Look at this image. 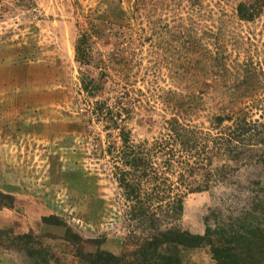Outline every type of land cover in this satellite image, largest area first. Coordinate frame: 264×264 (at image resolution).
<instances>
[{"label": "rangeland", "instance_id": "1", "mask_svg": "<svg viewBox=\"0 0 264 264\" xmlns=\"http://www.w3.org/2000/svg\"><path fill=\"white\" fill-rule=\"evenodd\" d=\"M260 2L0 0V192L14 199L0 209V229L52 235L44 243L61 264H84L79 251L130 249L116 180L120 130L133 143L152 141L176 119L213 135L214 117L230 114L242 97L250 99L249 118L264 123V5L250 20L238 15L239 6ZM85 29L93 63L84 66L74 48ZM90 78L100 85L92 95L83 88ZM210 163H229L228 176L181 193L175 227L223 231L220 246L246 264H264V146L238 162L212 156ZM50 216L59 225L42 221ZM64 225L82 247L62 239ZM233 236L238 242L228 243ZM180 260L217 264L208 244L183 249ZM0 264L29 259L0 250Z\"/></svg>", "mask_w": 264, "mask_h": 264}, {"label": "trees", "instance_id": "2", "mask_svg": "<svg viewBox=\"0 0 264 264\" xmlns=\"http://www.w3.org/2000/svg\"><path fill=\"white\" fill-rule=\"evenodd\" d=\"M263 5L239 6L238 15L241 19L250 20L261 12ZM89 39V29L83 30L74 48L77 61L84 66L93 63ZM83 88L92 95L100 85L90 78ZM245 92L251 93L252 87H245ZM242 98L233 101L235 109L230 114L214 117L217 131L213 135L189 124L181 125L176 119L168 133L152 138V141L144 139L133 143L129 132L121 129L122 144L118 158L123 168L119 169L116 180L122 191L130 249H123L119 255L100 248L91 253L79 251L76 255L78 261L84 264H181L180 251L208 244L217 264H246L231 249L219 245L225 238L223 231L208 226L203 235H193L177 229L174 224L182 213L181 193L208 190L213 183H219L228 176L229 163L210 168L212 156L226 157L228 162L234 163L253 146H264V123L249 118L244 104L250 99ZM103 105L98 109L101 110ZM224 121L229 125L222 127ZM156 158L161 160L156 163ZM173 167L179 169V172L175 169L176 175ZM170 175L174 176L173 179ZM13 205V197L0 192V209H11ZM56 220L55 216L42 219L46 224L59 225ZM64 226L66 230L62 239L73 247H82L84 241ZM243 232L245 237L240 235V238L249 241L247 238L251 232ZM46 238L54 239L50 234L37 235L31 230L15 234L10 229H0V250L23 254L29 259V264H61V258L45 245ZM232 241L237 243V237L233 236L228 243ZM90 242L98 244L95 240Z\"/></svg>", "mask_w": 264, "mask_h": 264}]
</instances>
